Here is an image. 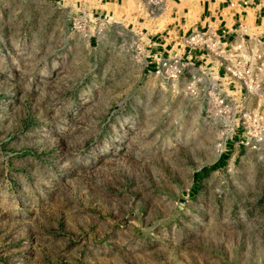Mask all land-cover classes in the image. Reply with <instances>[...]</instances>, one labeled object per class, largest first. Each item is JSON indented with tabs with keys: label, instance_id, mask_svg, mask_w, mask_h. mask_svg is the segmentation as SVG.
<instances>
[{
	"label": "rangeland",
	"instance_id": "374dc122",
	"mask_svg": "<svg viewBox=\"0 0 264 264\" xmlns=\"http://www.w3.org/2000/svg\"><path fill=\"white\" fill-rule=\"evenodd\" d=\"M66 5L0 0V264H264V151Z\"/></svg>",
	"mask_w": 264,
	"mask_h": 264
},
{
	"label": "built area",
	"instance_id": "2783aa9c",
	"mask_svg": "<svg viewBox=\"0 0 264 264\" xmlns=\"http://www.w3.org/2000/svg\"><path fill=\"white\" fill-rule=\"evenodd\" d=\"M159 5L161 0H148ZM109 17L75 13L72 27L83 39L101 37ZM251 36L223 40L207 27L177 37L166 55L148 53L153 73L167 82L182 80L199 97L202 109L220 129L224 145L235 143L264 151V50Z\"/></svg>",
	"mask_w": 264,
	"mask_h": 264
},
{
	"label": "crops",
	"instance_id": "0c3cea01",
	"mask_svg": "<svg viewBox=\"0 0 264 264\" xmlns=\"http://www.w3.org/2000/svg\"><path fill=\"white\" fill-rule=\"evenodd\" d=\"M58 2L66 3L72 13L85 11L108 16L110 22L104 30L127 28L133 40L128 48L142 47L146 54L156 52L164 56L177 37L207 27L215 29L226 41L254 37L262 41L264 50V0H161L159 5L148 0ZM101 40L102 37L83 39L87 48L98 46ZM146 60L152 62L150 57ZM150 64L147 66L153 72L154 63Z\"/></svg>",
	"mask_w": 264,
	"mask_h": 264
},
{
	"label": "trees",
	"instance_id": "16d2710c",
	"mask_svg": "<svg viewBox=\"0 0 264 264\" xmlns=\"http://www.w3.org/2000/svg\"><path fill=\"white\" fill-rule=\"evenodd\" d=\"M215 165H216V163L212 164L211 167H212V166H215Z\"/></svg>",
	"mask_w": 264,
	"mask_h": 264
}]
</instances>
